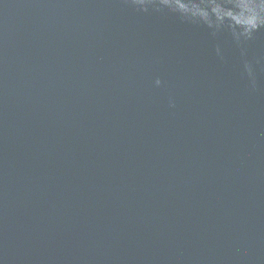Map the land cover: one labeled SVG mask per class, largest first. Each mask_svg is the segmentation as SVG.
Returning a JSON list of instances; mask_svg holds the SVG:
<instances>
[{
	"label": "water",
	"instance_id": "1",
	"mask_svg": "<svg viewBox=\"0 0 264 264\" xmlns=\"http://www.w3.org/2000/svg\"><path fill=\"white\" fill-rule=\"evenodd\" d=\"M0 264H264V27L0 0Z\"/></svg>",
	"mask_w": 264,
	"mask_h": 264
},
{
	"label": "clouds",
	"instance_id": "2",
	"mask_svg": "<svg viewBox=\"0 0 264 264\" xmlns=\"http://www.w3.org/2000/svg\"><path fill=\"white\" fill-rule=\"evenodd\" d=\"M132 3L144 10L148 5L167 9L188 22L206 26L213 34L230 30L237 41L251 38L264 27V0H132ZM248 71L251 75L250 68ZM155 83L160 85L161 81L157 79Z\"/></svg>",
	"mask_w": 264,
	"mask_h": 264
}]
</instances>
